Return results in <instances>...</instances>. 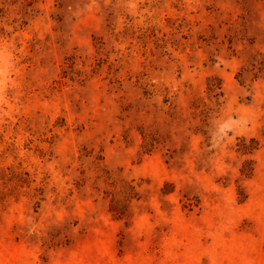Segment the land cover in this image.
Here are the masks:
<instances>
[{"label":"rangeland","instance_id":"374dc122","mask_svg":"<svg viewBox=\"0 0 264 264\" xmlns=\"http://www.w3.org/2000/svg\"><path fill=\"white\" fill-rule=\"evenodd\" d=\"M0 264H264V0H0Z\"/></svg>","mask_w":264,"mask_h":264}]
</instances>
